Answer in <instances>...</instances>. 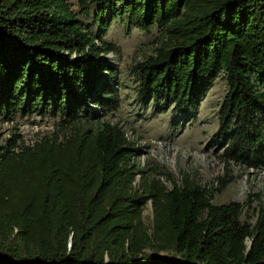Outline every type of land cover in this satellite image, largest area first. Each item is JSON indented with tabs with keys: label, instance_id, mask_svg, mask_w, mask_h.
Wrapping results in <instances>:
<instances>
[{
	"label": "trees",
	"instance_id": "16d2710c",
	"mask_svg": "<svg viewBox=\"0 0 264 264\" xmlns=\"http://www.w3.org/2000/svg\"><path fill=\"white\" fill-rule=\"evenodd\" d=\"M97 5L95 35L79 16ZM0 0V121L50 112L63 123L33 143L0 138V264H264V194L214 204L190 175L169 187L139 174L118 123L103 35L126 15L159 26L132 66L145 100L197 114L220 74L228 91L214 141L227 168L264 170V0ZM108 14V15H106ZM114 74V73H113ZM232 174L222 180L226 186ZM152 201L151 225L142 220ZM250 218L243 220L245 210ZM254 219V221H252ZM167 253L158 257L159 253Z\"/></svg>",
	"mask_w": 264,
	"mask_h": 264
},
{
	"label": "rangeland",
	"instance_id": "374dc122",
	"mask_svg": "<svg viewBox=\"0 0 264 264\" xmlns=\"http://www.w3.org/2000/svg\"><path fill=\"white\" fill-rule=\"evenodd\" d=\"M70 3L78 13L79 0H70ZM97 9V5H92L87 14L79 16L95 35L99 32L101 18L96 16ZM162 33L157 25L149 31H142L135 22H129L126 15L115 18L103 39L118 47L119 51L103 56L114 73L105 70L104 75L118 92L120 105L117 110L106 113L103 108L91 104L95 117L122 126L135 148L134 161L143 171L137 177L136 187L147 179H156L171 187L173 182L181 183L186 175H190L198 184L214 187L212 202L217 205L231 201L244 203L250 193L264 194V170L260 173L245 171L237 164L227 168L220 157L219 144L214 141L220 124L219 108L228 91L225 73L220 74L203 97L197 114L189 118L173 107L165 108L161 103L141 97V81L132 66L154 53ZM63 124L50 112L42 116L18 114L13 120L0 121V138L17 133L25 142L33 143L56 131L63 134ZM229 174L233 178L225 187L221 186ZM245 211L243 220L252 214L251 210ZM153 218V204L149 201L143 209L142 220L151 225ZM166 255L162 252L157 256Z\"/></svg>",
	"mask_w": 264,
	"mask_h": 264
}]
</instances>
